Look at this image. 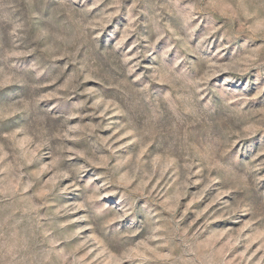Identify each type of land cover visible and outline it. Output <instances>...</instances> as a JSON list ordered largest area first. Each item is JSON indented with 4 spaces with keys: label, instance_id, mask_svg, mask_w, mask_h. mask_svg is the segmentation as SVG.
I'll list each match as a JSON object with an SVG mask.
<instances>
[{
    "label": "clouds",
    "instance_id": "9594fccd",
    "mask_svg": "<svg viewBox=\"0 0 264 264\" xmlns=\"http://www.w3.org/2000/svg\"><path fill=\"white\" fill-rule=\"evenodd\" d=\"M0 264H264V0H0Z\"/></svg>",
    "mask_w": 264,
    "mask_h": 264
}]
</instances>
